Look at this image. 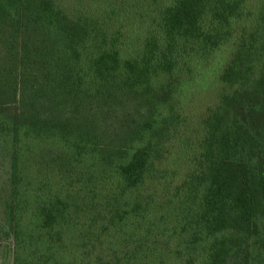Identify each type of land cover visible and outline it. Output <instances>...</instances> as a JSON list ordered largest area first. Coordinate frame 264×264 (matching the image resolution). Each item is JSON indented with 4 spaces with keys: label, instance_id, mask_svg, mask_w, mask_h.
<instances>
[{
    "label": "trees",
    "instance_id": "1",
    "mask_svg": "<svg viewBox=\"0 0 264 264\" xmlns=\"http://www.w3.org/2000/svg\"><path fill=\"white\" fill-rule=\"evenodd\" d=\"M137 7L149 25L140 52L125 58L121 31L109 21ZM221 47L228 59L214 99L201 107L188 93L193 59ZM0 138L11 146L66 143L74 160L88 150L100 165L97 178L68 171L60 177L69 186L107 177L122 192L152 183L169 198L181 189L161 168L165 155L195 156L182 182L185 199L176 203L208 246L204 264H264V0H89L74 15L57 0H0ZM22 187L13 156L0 188L11 230L5 234L0 221V242L13 235L15 264H57L25 260L22 243L44 229L53 244L61 240L55 227L71 203L21 196ZM99 207L80 220L103 221L107 197ZM113 213L98 233L81 235L89 240L82 254L95 248L90 264H111L97 242L105 245L109 226L128 212ZM160 255L145 254L151 261Z\"/></svg>",
    "mask_w": 264,
    "mask_h": 264
},
{
    "label": "rangeland",
    "instance_id": "2",
    "mask_svg": "<svg viewBox=\"0 0 264 264\" xmlns=\"http://www.w3.org/2000/svg\"><path fill=\"white\" fill-rule=\"evenodd\" d=\"M57 2L72 15L82 12L83 9L87 10L89 6V0H57ZM109 23L113 30L119 27L121 31L122 39L119 41L118 49L122 56L135 57L140 52L141 39L149 25L148 19L144 17V8L137 7L133 13L122 11L121 17L115 15ZM228 51L229 48L221 47L211 56L193 59L198 62L193 66L191 75L193 82L188 93H191L190 97L199 100L201 107L214 99V85L220 69L227 62ZM208 85L211 87L207 88ZM13 156L17 157L20 165V182L23 186L20 188L21 196L36 192L38 197L46 198L52 195L56 196V199L71 203L67 212L59 217V224L55 227V231L62 234L61 240L57 239L56 244H53L51 240L49 241L45 229L40 232V236L34 234L30 245V239L25 237L21 251L25 260L57 264H90L93 257L89 254L91 252L93 256L95 248L86 249L82 254L84 248L89 245V240L82 238L81 235L87 234L88 228L94 234L98 233L103 225H107L105 218L114 215L116 212L113 211L117 208L120 215L128 212L124 216V221L108 225L113 232L105 245L97 242L102 246L103 257L109 263L204 264L208 246L198 236L195 228L187 223L186 214L182 209L185 205L181 207L176 203L185 199V194L181 193L182 182L195 170L197 166L195 156L179 154L175 150L165 155L161 168L171 175L173 189L176 187L181 189L175 193L178 196L171 198L151 188L152 183H147L133 191L122 192V189H118L115 184H110L114 179L107 177L104 181L86 180L88 182L69 186L67 182H63V177L60 175L68 171L70 173L80 171L97 178L100 165H97V158L88 150L79 160H74L66 143L51 140H21L19 144L11 146L9 141L0 138V188L8 181ZM107 183L111 186L108 187ZM103 191L108 199L107 209L101 212L105 216L104 220L87 223L83 219L80 220L85 212L94 216L101 210L100 199H106ZM6 196V192H0V221L5 225V234L11 230L10 221H5ZM78 196L82 200L78 199ZM76 202L80 203L77 208L72 206ZM28 215L25 211V218L23 215H19V218L25 223ZM12 236L10 235L9 239L5 236L7 239L0 242V264H15L14 260L20 258L19 255L17 257L15 255ZM155 252L161 254L156 261H151L145 256L146 253Z\"/></svg>",
    "mask_w": 264,
    "mask_h": 264
}]
</instances>
